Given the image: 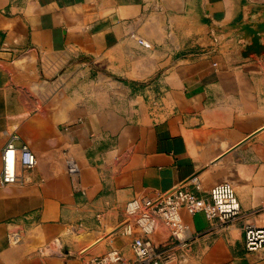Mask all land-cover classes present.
I'll return each mask as SVG.
<instances>
[{"label":"crops","instance_id":"crops-1","mask_svg":"<svg viewBox=\"0 0 264 264\" xmlns=\"http://www.w3.org/2000/svg\"><path fill=\"white\" fill-rule=\"evenodd\" d=\"M259 21L264 0H0V176L12 138L38 157L0 184V264L132 258L129 200L225 181L237 219L182 208L189 245L160 221L155 248L165 264H264L245 247L264 226V49L246 51L243 27Z\"/></svg>","mask_w":264,"mask_h":264},{"label":"built area","instance_id":"built-area-1","mask_svg":"<svg viewBox=\"0 0 264 264\" xmlns=\"http://www.w3.org/2000/svg\"><path fill=\"white\" fill-rule=\"evenodd\" d=\"M146 46H150L140 40ZM3 168L0 184L19 181V167L32 168L37 165L38 157L29 145L17 147L12 138L2 152ZM71 173L79 172L77 164L69 160ZM196 188L200 187L197 176L192 177ZM189 213L204 211L212 223L229 224L242 214V207L235 188L231 182L215 184L208 197L197 193L194 189L183 185L174 186L162 192L139 196L126 204V219L120 227L123 234L133 236L131 244L133 257H127L119 249L113 248L103 255L87 257L84 264H165L151 239L156 225L161 221L170 230L172 239L181 247H187L189 225L184 220L181 209ZM19 232H11L12 243L21 241ZM245 247L248 251H261L264 254V226L247 225L245 228Z\"/></svg>","mask_w":264,"mask_h":264},{"label":"water","instance_id":"water-1","mask_svg":"<svg viewBox=\"0 0 264 264\" xmlns=\"http://www.w3.org/2000/svg\"><path fill=\"white\" fill-rule=\"evenodd\" d=\"M243 27L251 35V41H250V43L247 44L246 51L249 52V51L253 50L256 52H261L262 49H264V46L260 40L261 32L264 31V21H259L256 24L250 23V22L244 23Z\"/></svg>","mask_w":264,"mask_h":264}]
</instances>
